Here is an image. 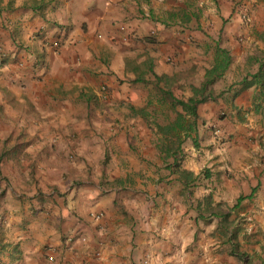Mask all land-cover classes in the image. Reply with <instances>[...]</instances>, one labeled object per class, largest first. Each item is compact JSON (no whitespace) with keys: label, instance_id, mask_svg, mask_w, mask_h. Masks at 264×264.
<instances>
[{"label":"crops","instance_id":"0c3cea01","mask_svg":"<svg viewBox=\"0 0 264 264\" xmlns=\"http://www.w3.org/2000/svg\"><path fill=\"white\" fill-rule=\"evenodd\" d=\"M0 264H264V0H0Z\"/></svg>","mask_w":264,"mask_h":264},{"label":"trees","instance_id":"16d2710c","mask_svg":"<svg viewBox=\"0 0 264 264\" xmlns=\"http://www.w3.org/2000/svg\"><path fill=\"white\" fill-rule=\"evenodd\" d=\"M226 64V60L224 61L222 66H225ZM215 71L210 72L209 74H213ZM263 72L261 70H258L257 72H255L254 74H252L251 76V82L252 80H261ZM213 78H208L205 79L202 83L199 89L195 90V95L193 97H191L187 102L183 101V100H177V103H179L180 105H182L184 108L188 107V110L190 112V114L192 115H196V105L208 98H213L212 93L211 92H206V88L209 84H211ZM241 84H243L244 86L247 85V81L246 78L244 80L241 81Z\"/></svg>","mask_w":264,"mask_h":264},{"label":"built area","instance_id":"2783aa9c","mask_svg":"<svg viewBox=\"0 0 264 264\" xmlns=\"http://www.w3.org/2000/svg\"><path fill=\"white\" fill-rule=\"evenodd\" d=\"M244 18H246V17H244ZM214 131H215L216 133H218V132H219V130H218V129H215Z\"/></svg>","mask_w":264,"mask_h":264}]
</instances>
